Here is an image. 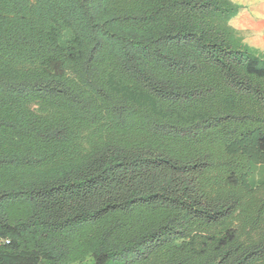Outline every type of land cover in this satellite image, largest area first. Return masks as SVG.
<instances>
[{"label":"trees","instance_id":"obj_1","mask_svg":"<svg viewBox=\"0 0 264 264\" xmlns=\"http://www.w3.org/2000/svg\"><path fill=\"white\" fill-rule=\"evenodd\" d=\"M232 0H0V264H264V49Z\"/></svg>","mask_w":264,"mask_h":264},{"label":"crops","instance_id":"obj_2","mask_svg":"<svg viewBox=\"0 0 264 264\" xmlns=\"http://www.w3.org/2000/svg\"><path fill=\"white\" fill-rule=\"evenodd\" d=\"M237 6L230 24L252 47L264 49V0H232Z\"/></svg>","mask_w":264,"mask_h":264}]
</instances>
